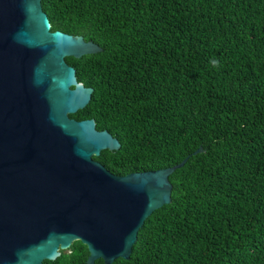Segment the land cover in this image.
<instances>
[{"label": "trees", "instance_id": "obj_1", "mask_svg": "<svg viewBox=\"0 0 264 264\" xmlns=\"http://www.w3.org/2000/svg\"><path fill=\"white\" fill-rule=\"evenodd\" d=\"M41 5L51 30L102 48L66 57L94 89L70 116L121 143L94 160L125 176L191 156L169 176L171 202L145 220L130 259L113 264H264V0ZM89 255L76 240L44 264Z\"/></svg>", "mask_w": 264, "mask_h": 264}, {"label": "water", "instance_id": "obj_2", "mask_svg": "<svg viewBox=\"0 0 264 264\" xmlns=\"http://www.w3.org/2000/svg\"><path fill=\"white\" fill-rule=\"evenodd\" d=\"M100 52L51 30L41 0H0V264H44L76 240L88 247L86 264L129 260L145 220L171 202L169 176L191 156L116 176L94 157L120 141L70 116L94 89L66 57Z\"/></svg>", "mask_w": 264, "mask_h": 264}]
</instances>
